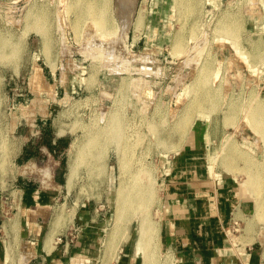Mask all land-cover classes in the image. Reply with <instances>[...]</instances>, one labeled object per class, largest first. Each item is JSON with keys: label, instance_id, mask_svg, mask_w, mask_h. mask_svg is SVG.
<instances>
[{"label": "rangeland", "instance_id": "obj_1", "mask_svg": "<svg viewBox=\"0 0 264 264\" xmlns=\"http://www.w3.org/2000/svg\"><path fill=\"white\" fill-rule=\"evenodd\" d=\"M92 1L0 0V34H11L12 44L20 49L15 70L0 67V136L7 143L0 163V248L9 246L13 250L9 262L5 256L6 264H38L44 236L55 217L62 211L67 215L62 220L65 223L61 222L63 229L62 225L57 227L54 238L59 236L61 241L55 246L73 245L81 234L77 212L81 205L90 204L104 215L97 243L101 262L112 258L109 264H114V256L125 246L127 251H139L137 264H141L143 256L136 243L139 220L129 215L128 225L122 226L123 232L114 240L118 248L102 256L107 231L113 230L116 191L120 184L131 189L137 182L153 197L147 213L159 229L157 264H179L162 243L160 228L171 160L183 150L193 130L200 134L201 145L204 129L212 138L209 151L207 145L201 148L200 161L218 171L228 170L225 165L232 161L237 167L233 172L243 186L248 176L242 170V155H238L243 151L253 162L263 160L262 147L251 146L260 139L246 116L257 104L264 117V0H189L181 15L174 0H146L144 4L134 0L128 19L120 13L118 0H111L112 28L99 29L87 16L76 28V17ZM139 6H144L145 12L137 29ZM224 30L226 33H222ZM175 40L182 52L178 46L174 50ZM0 43V53L9 55L11 46L3 40ZM243 51L245 58L240 56ZM204 77L216 90L218 102L210 115L213 119L197 118L188 132L180 130L177 123L187 113L190 100L198 97L195 91L203 86ZM205 104L208 109V102ZM39 105L45 109L39 110ZM36 112L47 115L53 133L64 134L67 141L61 166L65 182L75 155L79 154V160L82 155L85 158L72 188L63 187L51 206L29 211L35 220L26 224V212L19 206L20 191L12 183L10 145L16 123L34 119ZM113 115L120 122L118 129ZM211 154L213 161L209 159ZM122 157L127 163L125 171L119 165ZM249 191L247 195L254 200L253 190ZM253 213L233 220L229 233L235 243L243 244L248 239L262 251L264 224H251L248 229ZM13 216L17 227L6 234L2 225Z\"/></svg>", "mask_w": 264, "mask_h": 264}, {"label": "crops", "instance_id": "obj_2", "mask_svg": "<svg viewBox=\"0 0 264 264\" xmlns=\"http://www.w3.org/2000/svg\"><path fill=\"white\" fill-rule=\"evenodd\" d=\"M38 109L45 106L39 105ZM207 130L204 129L201 145L200 134L194 129L183 150L171 160L160 228L162 243L179 264H262V251L253 242L247 239L243 244L235 243L229 233L233 220L255 213L256 200L247 195L248 190L233 170L218 171L200 161L203 160L201 148L206 149ZM63 135L54 134L47 115L37 112L34 119H20L15 125L9 147L12 183L20 191L19 206L26 212L23 215L26 224L35 220L29 211L51 206L66 187L61 167L67 148ZM253 145L263 148L261 141H254ZM102 216L90 204L81 205L77 212L79 239L70 246L57 244L50 252L42 245L38 264H105V261L109 264L112 258L101 262V250L97 246ZM4 250L0 248V264H6ZM138 254L136 249L127 251L124 246L114 256V264H137Z\"/></svg>", "mask_w": 264, "mask_h": 264}, {"label": "bare ground", "instance_id": "obj_3", "mask_svg": "<svg viewBox=\"0 0 264 264\" xmlns=\"http://www.w3.org/2000/svg\"><path fill=\"white\" fill-rule=\"evenodd\" d=\"M110 1L111 0H93L91 3H89V6H87L86 8L83 9L82 14H80V15H78L76 17V20H75V26H76V28H78L79 23L81 21V18L83 19L85 16H87V18L91 20L92 24L95 27H98L99 29L100 28L101 29L110 28L112 26V22H113V18L109 16L110 15L109 14L110 13V11H109L110 10ZM133 2H134V0H118L119 11H120V13L122 12V14L126 18L128 17V14L130 13L129 11L131 10L130 8H131V5L133 4ZM174 2H175V7L177 6L178 13L181 15V13H184L183 11L185 9H187V5L186 4L189 2V0H174ZM142 3L143 4L146 3V0H142ZM190 3L192 4V2H190ZM197 3H196V5H198ZM143 4H141V5H143ZM139 7H140V9L138 10L137 18L135 19L136 20L135 21V26H136L137 29H139L138 27H140L139 25H141V23L143 21V18H144V14L143 13L145 12V8H143L144 6L143 7L142 6H139ZM191 9L192 8L190 7L189 11ZM190 13H192V12H190ZM125 17H124V19H125ZM186 17H187V15H186ZM111 18H112V20H111ZM122 18H123V16H122ZM188 18H189V13H188ZM224 23H226V22H224ZM113 26H114V24H113ZM221 26H223V25H221ZM229 26H230V24H229ZM191 27H192V25H191ZM234 27L235 26H233V27L231 26V28H233V29H234ZM192 28H191V30H192ZM225 30L227 31V30H230V29L228 28V29H225ZM225 30L222 33H226ZM229 33H232V32H229ZM191 34H194V33H192V31H191ZM225 36H226V34H225ZM227 36H228V34H227ZM233 39H235V38H233ZM235 41L234 42L231 41V42L234 43V44H236L238 41L237 42H235ZM177 44L179 45L178 40H175L174 41V46H173L174 47V50H178V47L179 46ZM0 45H1V43H0ZM181 49L182 48L179 47V51ZM181 52H182V50H181ZM181 52H180V54H181ZM240 54L239 55L242 56V58H245L246 57L245 54H244V51L241 52ZM0 56H4V54L3 53H0ZM252 56H251V59H252ZM254 59H256V57ZM249 63H251V62H249ZM252 67H250V68H252ZM252 70H254V69H252ZM205 74L207 75V73H205ZM201 76H202V73H201V75H200L199 78H202ZM205 77H204V79H205ZM208 82H209V78L204 80L203 86L200 89H198L197 91H195L196 92V95L198 94V97L196 96V98L194 100H190V102L187 104V109H186L187 110V113L184 114L185 116L183 117V119L180 118L181 119L180 123H179V121L177 123L178 126H181L182 127V128H180V130H183L184 129L185 131H187V130L191 129L192 124H194V122H195V120L197 118H200V119H208L209 118L210 119V117H211L210 115L212 114V112H214L215 104L218 101H217V98L215 97L216 96V93H215L216 90L214 89V87L212 85L209 86L208 85ZM191 89H192V87H191ZM187 94H190V93H187ZM206 102H208V104H209V107H207L208 109L205 108V105H206L205 103ZM230 109H234V108H231L230 107ZM262 111L263 110H262L261 106H258L256 104V107H254L253 111H251L250 114L248 116H246V120H247L248 124L250 125L252 131L254 130V132L256 133V135L259 136V139H260V141L263 144V148H262L263 149L262 150V158H263V160L261 162L260 161L259 162L258 161L257 162H253V160L251 158H250L251 159L250 160L249 157H246L247 156L246 153H244V155L242 154L243 151L241 152V154L238 155V156H241L242 155V161H244V167H243L242 170L248 176L247 177V180H246V183L244 184V186H245L244 188H246L248 190V192H250L249 190H253L254 195H255V197H254L255 199L254 200H256V203H255L256 204L255 205L256 206V211H255V213H253L252 220L248 224V229L249 228H252L251 226L254 225V224H256V225L264 224V117H261L262 116V114H261ZM116 119H117L116 115H113V119L112 120H116ZM225 120H226V122H228L229 118L227 117V118H225ZM119 124H120V122L116 120V128H117V126ZM183 131H182V133H183ZM177 135H178V133H177ZM118 138H119V136H114L113 137V139H116V140H119ZM205 139H206L207 150L209 151L210 150V145H211V140H212L211 137H210V134L207 133L206 136H205ZM93 140H94V143L97 142V138L96 137L93 138ZM182 140H184V139H182ZM6 147H7L6 141H4V139L0 136V163L1 164H2V161H3V157H5V154L7 152L6 151L7 150ZM91 149H92L91 146H89L88 150H91ZM174 150L176 151V149H174ZM177 150H179V149H177ZM91 151H90V153H92ZM76 155H75V158L78 159V157H76ZM82 157L85 158L84 155H82ZM73 158H74V156H73ZM84 158H82L80 160L79 159L78 160H76V159L75 160H72V162L69 164L68 174L66 173L67 174V177H66V182H67L66 183L67 184L66 185V188H68V190L70 188H72V186L74 185L75 179L77 177L79 165L81 163H83ZM209 159L211 161H213L214 156H212V154H211L209 156ZM124 160L125 159L122 157L121 160H120V164H119L120 165V169L122 171H125V167L127 165V163H125ZM225 167H227L228 170H233L236 167V165L234 163H232V161L229 160V162H227V165H225ZM236 168H235V170H236ZM235 170H233V171H235ZM235 172H237V171H235ZM140 178H139V181H140ZM142 180H144V179H142ZM136 186L137 187H132L130 189V186H128L127 184L124 185V183H123V184H120V187H119L118 191H116V193H117V196H116L117 199H116V202H115L116 203V207H115L116 210H115V215H114L113 230L111 232L107 231V237H106V239L104 240V243H103L102 256L104 258V254L105 255H108V253H111L110 251H112L113 249H117L118 248L117 244L115 243V241H116L115 238L120 233L123 232V227L122 226L123 225H126L127 222L129 221V219L127 217L129 215V216H132V217H134L136 219L138 218V220H139L138 229H137V237H136V241L137 242L136 243H137V247L140 249V251L142 253V256H143L142 257V264H157V258H156L157 256H156V253H157V248H158L159 229L156 226V224L154 223V221L152 222L149 219L150 216L147 213L148 205H149V203L151 201L152 195H150L145 189H143L142 186H139L137 184V182H136ZM133 190L135 192L134 193H131ZM75 208L71 209L70 218H69L70 220H72V217H73V215L75 213ZM62 210H65V209H62ZM63 213H64V211H62L61 214L59 213L55 217V220L51 223V227H50L49 231L47 232V234L45 236L44 245L43 246H44V249L47 252H50L52 250V248L55 246V244L57 243V241L60 240V237L59 236H57L56 239L54 238V236H55V234H57L56 231L58 230L57 227H59V225H62V229H63V224H61V222H64L65 220L64 221H62V220L65 217H67V215H65ZM66 219H68V218H66ZM132 220H134V219H132ZM16 221H17V219H15V216L6 218V221L2 225V228H3L4 232H6V234H8L9 232H14L15 231L14 230L15 227H17V226H15L16 225L15 224ZM236 223H237V221H236ZM108 232H109V234H108ZM124 232L126 233V231H124ZM126 235H128V234H126ZM121 238H122V236H121ZM5 256H6L7 260H8V262H9L10 258H13V250L11 249V247H9V246L5 247ZM262 258L264 259V243H263V249H262ZM166 260H168V258Z\"/></svg>", "mask_w": 264, "mask_h": 264}, {"label": "clouds", "instance_id": "obj_4", "mask_svg": "<svg viewBox=\"0 0 264 264\" xmlns=\"http://www.w3.org/2000/svg\"><path fill=\"white\" fill-rule=\"evenodd\" d=\"M13 36L11 34H0V40L5 41L6 45L11 46L12 51L9 55L0 56V67L12 68L15 70L18 67L20 58V49L18 45L12 44Z\"/></svg>", "mask_w": 264, "mask_h": 264}, {"label": "built area", "instance_id": "obj_5", "mask_svg": "<svg viewBox=\"0 0 264 264\" xmlns=\"http://www.w3.org/2000/svg\"><path fill=\"white\" fill-rule=\"evenodd\" d=\"M59 241H61V239Z\"/></svg>", "mask_w": 264, "mask_h": 264}]
</instances>
